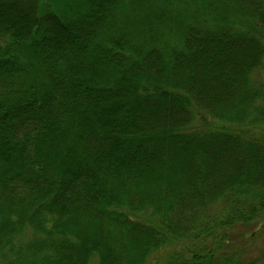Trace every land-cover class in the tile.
I'll return each mask as SVG.
<instances>
[{
	"label": "trees",
	"instance_id": "trees-1",
	"mask_svg": "<svg viewBox=\"0 0 264 264\" xmlns=\"http://www.w3.org/2000/svg\"><path fill=\"white\" fill-rule=\"evenodd\" d=\"M0 264H264V0H0Z\"/></svg>",
	"mask_w": 264,
	"mask_h": 264
}]
</instances>
